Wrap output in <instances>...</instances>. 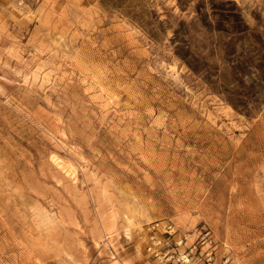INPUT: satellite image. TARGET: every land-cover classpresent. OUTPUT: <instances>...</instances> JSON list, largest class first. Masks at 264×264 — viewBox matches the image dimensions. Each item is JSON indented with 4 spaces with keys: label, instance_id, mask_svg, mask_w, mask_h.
Returning a JSON list of instances; mask_svg holds the SVG:
<instances>
[{
    "label": "rangeland",
    "instance_id": "obj_1",
    "mask_svg": "<svg viewBox=\"0 0 264 264\" xmlns=\"http://www.w3.org/2000/svg\"><path fill=\"white\" fill-rule=\"evenodd\" d=\"M0 264H264V0H0Z\"/></svg>",
    "mask_w": 264,
    "mask_h": 264
}]
</instances>
